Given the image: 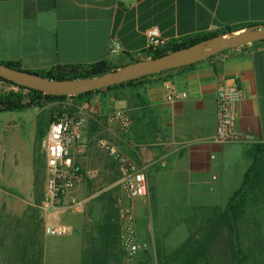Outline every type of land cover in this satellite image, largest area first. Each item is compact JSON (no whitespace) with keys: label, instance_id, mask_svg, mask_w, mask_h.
Wrapping results in <instances>:
<instances>
[{"label":"crops","instance_id":"1","mask_svg":"<svg viewBox=\"0 0 264 264\" xmlns=\"http://www.w3.org/2000/svg\"><path fill=\"white\" fill-rule=\"evenodd\" d=\"M261 24L264 0H0V62H16L21 70L35 73L57 66L86 68L98 61L118 67L143 59L150 27L169 44L224 27H236L229 33L234 34L242 26ZM113 38L123 48L115 56L108 54ZM225 79L234 81L240 92L234 115L244 140L218 144L213 140L214 101ZM165 84L184 96L167 100ZM79 104L76 113L85 118L80 133L85 150L82 154L73 146L70 154L84 180L53 209H40L20 197L7 204V214L15 216L17 226L10 235L22 236L35 228L32 239L38 243L30 250L37 264L162 262L180 250L206 218L224 209L251 164L247 150L264 145V41L224 50L187 68L101 89ZM46 107L0 112V185L7 184L25 199L37 175L33 148L44 156L50 119ZM116 111L130 120L127 129L111 120ZM100 142L143 169L144 196L125 197L115 163ZM39 162L43 166L44 158ZM71 201L80 202V207L69 209ZM120 207L129 210L142 244L132 259L121 247ZM263 211L255 215L245 240L255 264H264ZM54 225L64 226L66 233L45 234V228Z\"/></svg>","mask_w":264,"mask_h":264},{"label":"trees","instance_id":"2","mask_svg":"<svg viewBox=\"0 0 264 264\" xmlns=\"http://www.w3.org/2000/svg\"><path fill=\"white\" fill-rule=\"evenodd\" d=\"M250 26L252 25L242 27L247 28ZM235 30L236 27L234 26L224 27L217 32L198 34L184 38L178 42L174 41L166 44L160 49L148 51L143 59L158 57L170 51L188 47L210 37L232 33ZM0 63L10 68L21 70L16 62ZM190 66L191 65L170 70L183 69ZM119 67L121 66H109L104 61H98L86 68L77 66H57L52 71L31 73L50 79H80L94 77ZM166 71L169 70L160 71L151 75L160 74ZM147 76L138 77L136 79ZM136 79L103 89L120 87L124 84H129ZM0 82L17 88L15 91L8 90L0 92V112H16L30 107L41 108L46 103L54 100L60 101L66 98V96H51L35 90L19 87L1 78ZM100 90L101 89H97L80 95L70 96L68 98L75 99L73 105H77L81 103V101L86 100L87 96L94 92H99ZM53 113L59 115L66 112L61 110H51L49 114L50 117ZM40 139L41 134L38 129L36 142L38 143ZM247 155L251 158V164L243 174L239 188L229 198L224 209L217 214H213L212 217L209 216L206 218L202 226H200L194 234L184 242L181 248L184 250L182 255L181 249H177L172 255L164 258L162 262L157 261L155 264H255L249 256L248 251L245 249V240L249 234L250 227L253 226L252 224L254 222V217H256L255 215L261 209H264V192L262 190L264 184V145H251L247 150ZM24 228H27V226ZM34 231L35 228L28 229L22 236L18 233L14 237H11L10 244L7 245V247L9 246L7 251V264L38 263L33 251L30 250L31 247H34V245L38 243L36 240L32 239L34 234L31 232Z\"/></svg>","mask_w":264,"mask_h":264},{"label":"built area","instance_id":"3","mask_svg":"<svg viewBox=\"0 0 264 264\" xmlns=\"http://www.w3.org/2000/svg\"><path fill=\"white\" fill-rule=\"evenodd\" d=\"M146 51H154L166 45L160 38L157 28L150 27L145 31ZM123 48L120 42L113 38L109 42L108 54L115 56L121 54ZM165 97L171 101L183 94H177L169 84L164 85ZM240 92L232 80H223L215 92V129L214 142L218 144L230 142H242L243 134L235 125L234 103L239 99ZM111 120L120 128L127 129L130 120L120 112H114ZM85 118L80 113H53L43 137L45 181L43 197L39 202L40 209H53L56 200L62 199L83 181L85 176L80 172L72 161L70 149L75 146L82 153L85 144L80 142V133L84 129ZM100 148L114 161L119 182L123 188L125 197L128 199L142 197L146 194V181L143 169L129 160L126 156L117 151L106 142H100ZM80 202L71 201L68 208L76 210ZM118 220L121 222L120 241L125 256L132 259L142 248L141 242L137 239L132 227V217L126 207L118 210ZM67 229L62 225H54L45 228L44 232L50 236L65 234Z\"/></svg>","mask_w":264,"mask_h":264},{"label":"water","instance_id":"4","mask_svg":"<svg viewBox=\"0 0 264 264\" xmlns=\"http://www.w3.org/2000/svg\"><path fill=\"white\" fill-rule=\"evenodd\" d=\"M264 41V24L250 26L237 33L217 35L161 56L141 59L100 75L80 79H50L0 63V78L13 85L51 96H76L117 85L160 71L192 65L221 51ZM59 199L56 203H59Z\"/></svg>","mask_w":264,"mask_h":264},{"label":"rangeland","instance_id":"5","mask_svg":"<svg viewBox=\"0 0 264 264\" xmlns=\"http://www.w3.org/2000/svg\"><path fill=\"white\" fill-rule=\"evenodd\" d=\"M8 90H17V88L0 82V92L8 91ZM75 99H70L66 97L63 100L51 101L48 104L47 111L51 110H61L68 114L76 113L78 111V107L80 104L73 105L75 103ZM38 148L36 146L33 148V157L37 160L35 166L37 169V175L33 180L32 192L26 194V199L24 198V194H16L9 189H7V184L0 185V264H7V245L10 244V238L12 237L11 230L14 229L15 226V216L11 214H7V204H15L13 200H16L18 197L21 198L22 201H26L28 204H39L43 197V187L45 181V163L41 166L39 162V158H44L43 153L38 152ZM83 154V152H82ZM9 178L7 177V183ZM264 215V211H263Z\"/></svg>","mask_w":264,"mask_h":264}]
</instances>
